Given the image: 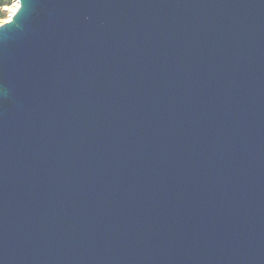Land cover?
<instances>
[{"label":"water","instance_id":"water-1","mask_svg":"<svg viewBox=\"0 0 264 264\" xmlns=\"http://www.w3.org/2000/svg\"><path fill=\"white\" fill-rule=\"evenodd\" d=\"M15 2L0 264H264V0Z\"/></svg>","mask_w":264,"mask_h":264},{"label":"rangeland","instance_id":"rangeland-1","mask_svg":"<svg viewBox=\"0 0 264 264\" xmlns=\"http://www.w3.org/2000/svg\"><path fill=\"white\" fill-rule=\"evenodd\" d=\"M15 0H4L3 5L0 7V23L7 20L9 11L12 10L13 6H15ZM8 9V10H5Z\"/></svg>","mask_w":264,"mask_h":264},{"label":"trees","instance_id":"trees-1","mask_svg":"<svg viewBox=\"0 0 264 264\" xmlns=\"http://www.w3.org/2000/svg\"><path fill=\"white\" fill-rule=\"evenodd\" d=\"M4 0H0V7L3 5Z\"/></svg>","mask_w":264,"mask_h":264},{"label":"bare ground","instance_id":"bare-ground-1","mask_svg":"<svg viewBox=\"0 0 264 264\" xmlns=\"http://www.w3.org/2000/svg\"><path fill=\"white\" fill-rule=\"evenodd\" d=\"M15 3H16V2H15ZM15 6H16V4H15ZM15 6H13V9H14ZM13 9H12V10H13Z\"/></svg>","mask_w":264,"mask_h":264}]
</instances>
